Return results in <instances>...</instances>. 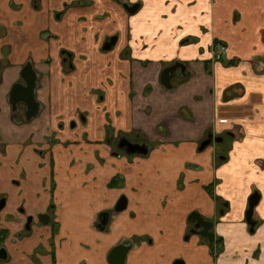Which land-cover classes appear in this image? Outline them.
<instances>
[{
  "label": "crops",
  "instance_id": "crops-1",
  "mask_svg": "<svg viewBox=\"0 0 264 264\" xmlns=\"http://www.w3.org/2000/svg\"><path fill=\"white\" fill-rule=\"evenodd\" d=\"M124 3L140 6L128 13ZM114 35L116 43L104 50ZM215 41L228 47L220 61L212 59ZM232 59L238 63L226 64ZM29 61L42 80L37 98L48 108L15 123L8 96ZM174 62L186 70L167 88L161 74ZM0 68V197L14 203L15 180L22 185L35 174L45 190L38 184L35 201L31 189L24 195L27 212L45 211L52 196L55 207L69 210L62 217L56 208L55 235L50 223L34 224L28 235H21L24 222L0 226L10 231L9 257L0 264H112L111 250L127 241L132 246L124 264H264V0H0ZM81 112H87L81 115L87 140L69 128ZM107 118L115 130H137L149 142L148 155L116 156L105 143L98 160L93 148L105 137ZM41 120L60 140L46 145L52 133ZM209 133L224 139L200 149ZM39 156L44 168L32 165ZM70 156L92 169L83 187L96 190L82 222L71 215L80 177ZM15 159L24 165L23 177L12 171ZM102 167L108 172L94 174ZM135 167L144 176L137 194L109 186ZM211 183L227 204L208 193ZM256 191L261 197L252 231L246 211ZM124 194L127 207L116 212ZM145 208L163 215L146 217ZM104 211L110 215L101 230ZM193 211L213 222L222 241L216 256L207 238L190 231Z\"/></svg>",
  "mask_w": 264,
  "mask_h": 264
},
{
  "label": "rangeland",
  "instance_id": "rangeland-1",
  "mask_svg": "<svg viewBox=\"0 0 264 264\" xmlns=\"http://www.w3.org/2000/svg\"><path fill=\"white\" fill-rule=\"evenodd\" d=\"M65 66H66V69L68 70L69 69V65H66L65 64ZM72 68H74V65H73ZM41 82H42V80H41ZM44 84H45V82H44ZM39 86H41V85L39 84ZM44 87H46L47 89H50L51 90V87H49V85L48 86H45L44 85ZM42 108H44L43 110H46L48 108V103H44ZM82 114L83 115H86L87 112H83V113L81 112V113H79V116L80 117H78L76 120L75 119L72 120V121L75 122V127H73L71 125V122H72L71 121L69 123V128H71L74 131L73 132L74 134L79 135V136H81L83 138V136L84 137L88 136V133H87L86 127H84L85 126V123L82 121V119H83L82 116H81ZM16 116L18 117V120L25 119L22 114L16 115ZM45 116H47V115H45ZM46 120H41V121H43V125L45 127L47 126L48 134H49L50 133L49 131H51V133H52V127H51L50 122L48 123V122H46ZM104 124L106 126L109 125L110 128L112 129V132L111 133H107V131H106L107 128L104 127L105 125L102 126L101 129H103V130H101V131L103 132V135H105V137L103 136V138H101V140H99V141H97L95 143V144H99L100 147H94L93 148V152L96 155V157L98 158V160L101 159V156H100V154H99L98 151L100 150L101 146H103L105 143H109V145L111 146L112 150L115 153H118L119 151H121L120 154H123L125 152L123 150H119L118 149V146H117L118 145V143H117L118 138L120 136L124 135V134H129V135H133V136L140 135V133L137 130H134V131L133 130H131V131H125V130L120 129V128L118 130H115V127L113 126L114 123L111 122L109 118H107V123L105 122ZM98 133H99V131H98ZM54 136H55V134H53V133L50 135L49 140L47 141V144L46 145H48V142H49V145L50 144H53L55 140H60V138H61V137H57L56 138ZM140 138L142 140L144 139V141H146L144 137H141L140 136ZM215 139L216 138H213L212 142L209 145H211L213 143H216L217 141H215ZM86 140H87V137H86ZM89 141L93 142V140L88 139L87 143ZM45 142H46V140H45ZM0 143H2V142L0 141ZM229 145H230V142H229ZM0 147H1L0 148V153H4V152H2L3 151L2 150L3 145L0 144ZM222 147L226 148V145H222ZM77 155H78V153H77ZM116 156H118V155H116ZM50 157L52 159H54L53 156H50ZM128 157H132V155H128ZM77 161H78V158L75 157V156H70L68 158V163H69L70 166H72L73 164L76 163V169L78 171L77 174L80 177L79 180H78V183L74 186V192H75V194H78V197L75 200V204H74V206L72 208L74 212H71V215H73V217H75L78 221L82 222V220L84 218L83 217V215H84L83 213H84V210L86 209L87 199L89 197L93 196L96 190L94 188H92V187H83V181H84L85 178L93 179V177H91V176L89 177V173L91 172L92 169L89 168V167H87L86 165L83 166L80 163V161L79 162H77ZM46 164H47V161H44L43 160V157L42 156H39L37 159H35V163L32 164V165L33 166H37L38 168H44ZM23 166L24 165L22 164V162H21L20 159L19 160H16V159L15 160H12V171L13 172H17L19 174V178L21 176H24ZM53 166H54V164L52 162V167ZM138 166H140V168L143 167L141 165H138ZM107 172H108V170L106 168H103V167L102 168H99V169H94V174L100 175V176L103 175V174H105V173H107ZM118 175H121V174H118ZM51 177H52V174H51ZM121 177L118 178V181H117V182H119L118 185L117 186H113L111 188H120V191H122V192H124V193H126L128 195L137 194L136 193V187L135 186L141 184L142 183V179L144 178V176L141 174V170H139V169H137L135 167V169L133 171V174L131 176H129L128 178L125 176L123 178V176L121 175ZM146 177H148V176H147V171L145 169V178ZM160 177H161V175L159 176V178ZM119 179H121V180H119ZM18 182H19V180L17 179V183ZM44 182L45 181L43 179L40 181L37 178V176L35 174H33L30 177V179L29 180H26L22 185L20 183L19 184L15 183L14 185L16 187H18V188H17L16 191L12 190L13 193L10 196V198H12L15 202L12 203L11 200L9 199V201H10V203H9L8 200H6V203H5V206H4L5 208L0 211V215H2L3 220H5V221L4 222L2 221L3 223H1L0 226H5L7 224L10 225L12 223H15L16 221L17 222H20V223H23L25 221L24 220V217L21 216L20 213L18 212V210L20 211L23 208H24V210L27 211V209L25 207V202H24V199H25L24 195L25 196H28V192L31 189V191H32V196H31L32 197V201H35V196L38 194V192L36 191L37 186H38V184H41L43 190H45L44 189ZM177 184H180V181H178ZM1 188L2 187L0 186V189ZM48 189H49V187H47V191H48ZM213 189H214V187H213ZM6 192H7V188H5V191H3L1 193H6ZM213 194L215 195L214 190H213ZM123 196L126 197L125 194ZM15 198H16L17 201L15 200ZM51 198H52V201L54 202V197L52 196ZM126 199H127V197H126ZM143 199L144 198H142L141 200H143ZM159 201L161 202L160 203L161 206L164 207L166 205V199L161 198ZM17 202H20L21 204H18ZM14 204H17V206L15 207ZM56 208H57V206H56ZM34 209H36V208H34ZM57 209H58L59 215L62 216V217L65 216L67 214V212L69 211L68 208L63 207L62 205L59 206ZM144 212H145V216L146 217L148 216L150 218H154L158 213H160L161 215H163L162 212H159V211L154 210L152 208H145L144 209ZM55 220H56V214L54 212V213H52V220L49 222L52 225V233H53V230H54L53 224H56V229H57V222ZM33 222H34L33 225L36 224V223L37 224H43L42 222H40L37 219V213L35 214V219H34ZM32 229H33V227H32ZM32 229H31V231H32ZM30 232H29V234H30ZM52 239H53V237H52ZM211 251H212V249H211ZM212 254H213V252H212Z\"/></svg>",
  "mask_w": 264,
  "mask_h": 264
},
{
  "label": "water",
  "instance_id": "water-1",
  "mask_svg": "<svg viewBox=\"0 0 264 264\" xmlns=\"http://www.w3.org/2000/svg\"><path fill=\"white\" fill-rule=\"evenodd\" d=\"M124 8L129 13H134L137 11V9L140 6V3H133L123 4ZM117 41V36H112L109 40H107L104 45V50H110L113 45ZM180 68L182 72L185 71L186 66L184 63L177 62L166 69L161 74V83L163 86L167 88H172L171 80L174 76L175 71ZM23 82H16L10 92V98L9 101L12 104V109L15 111L18 107L19 103H24L26 105V119L30 120L34 117H36L41 109V103L36 98V88H37V82H38V73L35 71L34 66L31 62H28L24 65L22 68L21 73ZM72 126H75V122H71ZM214 135L210 133L208 137H206L201 143H200V149H204L206 146H208L212 140ZM221 138H216L215 141H221ZM118 147L119 149L125 151L129 155H147L149 153V146L146 143H139V142H133L128 137L122 136L118 140ZM260 193L254 192L249 197V205L248 209L246 211V220L248 224L251 226V230L253 231L255 228L256 221L253 219V212L255 206L258 204L260 200ZM5 198L3 197L0 200V209H2L5 206ZM127 207V199L125 196H121L120 199L117 201V204L115 206L116 211H122ZM40 220L47 224L50 221V216L47 213H41L39 215ZM31 217L28 219L27 222V228H29ZM189 220L193 221L194 227L191 229L192 233L200 234L201 236L207 238L210 242H214L215 240V232L212 230L213 228V222L205 219L204 216H202L199 212L193 211L189 215ZM109 221V212L104 211L99 216V222L97 224V227L101 230H104L106 228V225ZM132 243L130 241H127L126 243H119L113 249L111 250L109 254V261L112 264H124L127 256V252L131 248ZM7 254L4 247L0 249V259H6ZM174 264H184L183 260L178 259L174 262Z\"/></svg>",
  "mask_w": 264,
  "mask_h": 264
},
{
  "label": "flooded vegetation",
  "instance_id": "flooded-vegetation-1",
  "mask_svg": "<svg viewBox=\"0 0 264 264\" xmlns=\"http://www.w3.org/2000/svg\"><path fill=\"white\" fill-rule=\"evenodd\" d=\"M70 56H71V54L70 53H68V52H66L65 53V56H64V59H63V62H65L66 63V65H69V58H70ZM218 61H220V60H218ZM30 62V61H29ZM28 63V62H27ZM32 63V62H31ZM175 63H177V62H174V63H172L171 65H173V64H175ZM33 64V63H32ZM171 65H169V66H171ZM34 66V65H33ZM168 66V67H169ZM24 67V66H23ZM34 69H35V67H34ZM186 70V69H185ZM35 71L38 73V82H37V88L39 87V84H40V82H41V78H40V74H39V72L35 69ZM177 71H181V69L180 68H178L176 71H175V73L177 72ZM182 72V71H181ZM174 73V74H175ZM182 73H185V71L184 72H182ZM1 75V74H0ZM1 80V79H0ZM17 82H23V79H22V76H21V79H19V81H17ZM16 83V82H15ZM14 83V84H15ZM13 84V85H14ZM13 85H12V87H13ZM37 88H36V91H35V94H36V98H37ZM12 89V88H11ZM10 92H11V90H10ZM10 92H9V98H10ZM37 100L39 101V99L37 98ZM40 102V101H39ZM41 103V102H40ZM9 104H10V106H11V111H12V114H13V121L15 122V123H23V122H29V121H32L33 119H35L36 117H38L39 116V114H40V112H41V110H42V107H43V105H42V103H41V109H40V112H39V114L36 116V117H34V118H32V119H30V120H27L26 119V114H25V112H26V105L24 104V103H19L18 104V107H17V109L15 110V111H13V109H12V104L10 103V101H9ZM19 111V112H18ZM20 114H22L23 116H24V118L25 119H23V120H18V117L16 116V115H20ZM73 127H75V126H73ZM209 135V134H208ZM208 135H207V137H208ZM122 136H126V137H128L131 141H133V142H139V143H146L147 145H148V143L146 142V141H144V140H142L140 137H138V136H133V135H122ZM122 136H120V137H122ZM131 136V137H130ZM133 136V137H132ZM119 137V138H120ZM215 138H221L222 140L221 141H223V137L222 136H214ZM119 138H118V140H119ZM206 138V137H205ZM204 140V139H203ZM221 141H217V142H221ZM117 143H118V141H117ZM118 146V145H117ZM149 146V145H148ZM118 149H119V147H118ZM119 150H121V149H119ZM42 151H40L39 150V154L41 153ZM125 152V151H124ZM118 153H121V151H119ZM118 153H115V154H117V155H119ZM124 154H127L126 152L124 153ZM127 155H129V154H127ZM224 158H225V156H224ZM23 177V176H22ZM15 182L17 183V179L15 180ZM53 182H54V180H53ZM19 183V182H18ZM4 196H2V197H0V200L3 198ZM5 198V197H4ZM6 199V198H5ZM5 202H6V200H5ZM55 204V203H54ZM117 204V203H116ZM51 205H49L48 207H47V209L45 210V211H39V212H37V219L40 221V222H42L41 220H40V218H39V215L41 214V213H47L49 216H50V221L52 220V213H54L55 212V210H56V207H55V210L53 209H51V207H50ZM116 206V205H115ZM5 207H3L2 209H0V211L1 210H3ZM115 208V207H114ZM116 211V210H115ZM123 211V210H122ZM18 212L20 213V215L21 216H23L24 217V226H23V230H22V232H21V235L24 233V235H27V234H29V232L31 231V229H32V226H33V221H34V219H35V214H29L26 210H24V208L22 209V210H18ZM116 212H120V211H116ZM109 215H110V213H109ZM31 217V220H30V225H29V228H27V222H28V219ZM43 223V222H42ZM44 224V223H43ZM195 224V222L193 223V225ZM0 229H4V228H0ZM10 232V231H9ZM2 247H4L5 248V250H6V254H7V258L9 257V253H8V250H7V247L5 246V241L3 242V244H2V246H0V249L2 248ZM7 258L6 259H0L1 261H0V263H2V262H5L6 260H7ZM34 260L35 261H37L38 260V258L36 257V256H34Z\"/></svg>",
  "mask_w": 264,
  "mask_h": 264
},
{
  "label": "trees",
  "instance_id": "trees-1",
  "mask_svg": "<svg viewBox=\"0 0 264 264\" xmlns=\"http://www.w3.org/2000/svg\"><path fill=\"white\" fill-rule=\"evenodd\" d=\"M238 63V60H236V59H232V60H229V61H227L226 62V64H228V65H235V64H237ZM208 68V67H207ZM0 74H1V68H0ZM1 76V75H0ZM106 128H107V133H111L112 132V129L110 128V126L109 125H107L106 126ZM124 135H129V134H124ZM222 161L221 160H217V164H219V163H221ZM119 177H121V175H116V176H114L111 180H110V182H109V186L110 187H113V186H117L118 185V183L119 182H117L118 181V178ZM122 178V177H121ZM119 180H121V179H119ZM54 184V182L52 183V185ZM213 187H214V184L213 183H211V184H209L207 187H206V189H207V191L218 201L219 200V202H220V204H227V201H225V200H222L219 196H217V195H214L213 194ZM51 206V209L53 210V209H55V204H54V202L52 203V204H50ZM223 210H225V208L224 207H221L220 208V212L221 211H223ZM53 227H54V230H53V235H55L56 234V224H53ZM188 233H190V232H188ZM8 235H9V229H7V228H4V229H0V246H2V244H3V242L6 240V238L8 237ZM210 245H211V249H212V252H213V254L216 256L217 254H219V252L221 251V249H222V241L220 240V239H215L214 240V242H210ZM1 261V260H0Z\"/></svg>",
  "mask_w": 264,
  "mask_h": 264
},
{
  "label": "built area",
  "instance_id": "built-area-1",
  "mask_svg": "<svg viewBox=\"0 0 264 264\" xmlns=\"http://www.w3.org/2000/svg\"><path fill=\"white\" fill-rule=\"evenodd\" d=\"M227 45L222 41H215L212 45L213 60L224 59L227 53Z\"/></svg>",
  "mask_w": 264,
  "mask_h": 264
}]
</instances>
